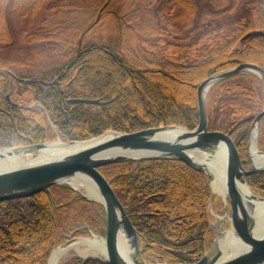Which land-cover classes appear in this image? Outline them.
I'll return each mask as SVG.
<instances>
[{"label": "trees", "instance_id": "16d2710c", "mask_svg": "<svg viewBox=\"0 0 264 264\" xmlns=\"http://www.w3.org/2000/svg\"><path fill=\"white\" fill-rule=\"evenodd\" d=\"M142 1L132 15L117 13L118 0H0V47L10 51L19 42L29 49L24 57H5L0 48V148L53 141L57 134L81 140L107 130L194 128L203 79L241 62L264 68V36L242 39L252 29L264 31V0ZM42 8L45 15L31 27L11 28L10 15L29 20ZM149 10L152 23L143 24ZM106 23L111 36L89 40ZM117 32L120 42L113 44ZM44 41L59 42V64L42 72L36 60L47 52L29 45ZM262 84L244 71L217 82L206 95L208 128L232 137L245 167L249 127L262 109ZM35 102L40 105H29ZM262 120L257 146L264 150ZM99 170L146 243L143 261L188 264L205 253L211 233L205 173L174 157L121 161ZM246 181L264 197V169ZM50 190L55 209L45 192L0 202V264H48L59 229L77 223L105 233L101 204L63 184ZM75 264L109 263L86 258Z\"/></svg>", "mask_w": 264, "mask_h": 264}, {"label": "water", "instance_id": "95a60500", "mask_svg": "<svg viewBox=\"0 0 264 264\" xmlns=\"http://www.w3.org/2000/svg\"><path fill=\"white\" fill-rule=\"evenodd\" d=\"M256 35L264 36V31L252 29L246 32L242 39ZM244 71L255 74L264 84V68L252 62H241L212 73L199 83L196 90L198 124L194 128L164 124L125 132L107 130L100 135L81 140H62L60 136H57L51 142L0 148V151L21 149L24 152H38L40 147L58 140L66 144L86 143L72 151L45 160L0 169V202L31 197L36 193L45 192L52 207L55 208L56 204L50 187L66 183L77 174H84L95 183L99 200L88 197L73 186H68L74 189L79 197L101 204L105 214L104 256H87L86 258L103 260L109 264H146L141 258V248L146 243L141 241L140 234L129 219L122 202L99 168L121 161L174 157L205 173L209 184V178L212 175L205 169L206 163L195 161L189 152L195 150L213 153L216 148L223 145L226 151L225 187L227 201L230 205V220L239 238V243H241L240 250L235 251L231 256L224 257L217 247V241L214 240L210 249L197 260L188 264H264V231L256 230L257 224L249 213L247 203L237 190L239 182L249 186L246 181L247 175L264 169V167L252 164L253 154H264V150L257 146L258 124L264 117V106L255 115L249 127L247 146L250 165L248 167L243 164L237 147L228 133L208 128L207 92L217 82ZM5 72L9 71L5 70ZM9 98L10 96L7 94L6 99ZM71 101L100 103L98 99L89 98H74ZM254 128H256L254 149H251V131ZM209 187L212 199L215 194L210 184ZM252 197L264 200V197L258 194L252 193ZM127 247L130 248L131 260L126 255ZM51 256L48 258V264H50Z\"/></svg>", "mask_w": 264, "mask_h": 264}, {"label": "bare ground", "instance_id": "6f19581e", "mask_svg": "<svg viewBox=\"0 0 264 264\" xmlns=\"http://www.w3.org/2000/svg\"><path fill=\"white\" fill-rule=\"evenodd\" d=\"M257 126V125H256ZM256 133V128L251 131V149H254V137ZM86 143H74L66 144L61 140H58L52 144H46L40 147L36 156L34 158L26 159L25 152L21 149H9L0 151V169L24 165L29 163H34L37 161L48 159L49 157L60 155L76 148L84 146ZM191 157L201 163L205 162V169L208 173H211L209 178V184L215 195L221 197L225 202H227V191L225 187V165H226V151L223 145L215 149L213 153L200 152L192 150L189 152ZM252 164L257 167H264V154H253ZM73 187L78 191L86 194L88 197L99 200V194L95 183L84 174H77L76 176L67 180ZM237 190L245 200L246 206L249 208V213L253 216L255 223L257 224V231H264V200L255 199L252 197V190L250 186L246 183L239 182L237 184ZM252 204V205H251ZM228 219L231 224L230 214H228ZM219 219V217L217 218ZM232 227V225H231ZM216 234L217 247L221 250L224 257L231 256L235 251L240 250L239 238L235 232L231 229H226V231L221 232L220 228L215 226L214 228ZM79 241V240H78ZM74 242L77 244V242ZM80 242L86 243L89 247L95 249L93 255L97 257H103L104 250V237L92 236L89 238L81 239ZM241 242V241H240ZM74 244V245H76ZM74 245H71L73 247ZM70 246V244L68 245ZM71 249V248H70ZM69 247L59 246L54 249L50 264H57L59 259L65 255L69 250ZM126 255L128 259L131 260L130 248L127 247ZM167 264V263H163Z\"/></svg>", "mask_w": 264, "mask_h": 264}, {"label": "rangeland", "instance_id": "374dc122", "mask_svg": "<svg viewBox=\"0 0 264 264\" xmlns=\"http://www.w3.org/2000/svg\"><path fill=\"white\" fill-rule=\"evenodd\" d=\"M142 2H143L142 0H124V1L118 0V2H117V13H126V12L130 13L131 12V14L134 15L135 12L133 13L132 10L135 9L138 5H141ZM244 8H246V7H242V9H244ZM45 12L46 11L42 8L39 12H37V14L33 18H30L29 20H23V21H18L15 18V16L10 15L9 16V23L11 25V28L16 29V30L20 29V28H25V27H31V25L36 23L38 20H40L45 15ZM144 14H145L144 15L145 17L143 19V24L147 23L150 25L152 23L153 11L149 10V11H146V13H144ZM238 14H239L238 12L235 13V15H238ZM134 22H136V19L134 20ZM106 27H107L106 31L102 34L101 31H104ZM109 28H110V24L106 23L105 27H103V29L100 30L96 34V37L91 36L89 40H99L100 42H104L105 40L102 39L103 36H111V31L109 30ZM117 28H118V25H117ZM125 32H126V33H124L125 36L130 35L129 34L130 31L125 30ZM101 35H103V36H101ZM120 35H122V34L117 32V38L114 37L111 40L113 44H116V42L118 44V42H120L119 41ZM195 35H193L191 37V39H194V37H196ZM149 39L152 42H154L157 39V37H149ZM167 40H169V39H167ZM176 41L180 42V40H176ZM29 46H33L37 50L47 52V53L44 52L45 55L41 56V58H38L36 60V63L38 64V66H37L38 70L40 69L42 72H44L45 69H47L48 67L59 64L58 59H57V54H58L57 50L59 49V46H60L59 42H57V41L56 42L55 41H50V42L44 41V42L34 43L33 45H29ZM53 49L56 51H54ZM1 50H2L1 55L5 56V57L8 55V53H17L16 56L24 57L25 54L27 52H29V49L27 48V46H25L23 43L20 44L19 42H15L12 45L10 51L5 49V48H1ZM262 88H263V96H262L263 101L261 104L263 107L264 106V84H262ZM29 105L30 106L40 105V103L35 102V103H31ZM262 121L259 122L258 129L261 127ZM57 136H60V135L57 134ZM61 139L67 140V139H64L63 137ZM45 142H51V141L49 140V141H45ZM24 154H25L26 159H30V158H34L36 156L37 152L28 151V152H25ZM63 185L72 186L68 182L63 183ZM209 201H210V203L208 204V209H207V213H208L207 222H208V228H209L211 233H210V237H209L208 249H210V247L213 245L214 240L217 239L216 234H215V230H214L215 226L219 227L221 232L226 231V229H231V230H233V232H235L233 227H231V224H230L229 219H228L229 218L228 214H230V205H229L228 201L225 202L218 195H214L212 197V199ZM53 209H55V208H53ZM218 217H219V219H217ZM85 225L86 224H83V223H77V225L72 227L71 229H67V230L66 229H59L60 238L56 241V243L52 247L50 255L52 254L54 249H56L59 246L69 247V249L70 248L71 249L59 259L57 264H75L78 262V260H81L83 258H86L87 256L93 255V252L95 249L89 247L84 242H80V240L85 239V238H89L92 236L104 237V233L96 232V231H94V229L92 227H90L88 229L84 228ZM235 234H236V232H235ZM76 241H78L77 244L74 243ZM69 244H70V246H68ZM74 244H76V245H74ZM71 245H74V246L71 247ZM145 263L148 264L147 262H145ZM152 264H163V263H152Z\"/></svg>", "mask_w": 264, "mask_h": 264}]
</instances>
